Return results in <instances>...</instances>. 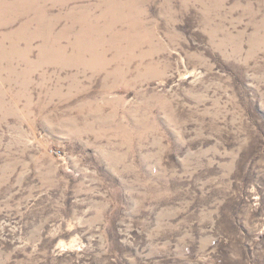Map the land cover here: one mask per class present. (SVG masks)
<instances>
[{
	"label": "rangeland",
	"instance_id": "1",
	"mask_svg": "<svg viewBox=\"0 0 264 264\" xmlns=\"http://www.w3.org/2000/svg\"><path fill=\"white\" fill-rule=\"evenodd\" d=\"M0 264H264V0H0Z\"/></svg>",
	"mask_w": 264,
	"mask_h": 264
}]
</instances>
